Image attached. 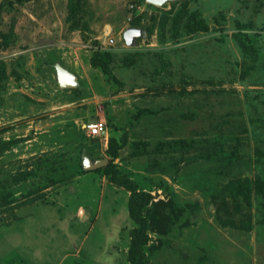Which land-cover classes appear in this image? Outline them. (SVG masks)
<instances>
[{
	"label": "rangeland",
	"instance_id": "rangeland-1",
	"mask_svg": "<svg viewBox=\"0 0 264 264\" xmlns=\"http://www.w3.org/2000/svg\"><path fill=\"white\" fill-rule=\"evenodd\" d=\"M0 264H264V0H0Z\"/></svg>",
	"mask_w": 264,
	"mask_h": 264
},
{
	"label": "water",
	"instance_id": "water-1",
	"mask_svg": "<svg viewBox=\"0 0 264 264\" xmlns=\"http://www.w3.org/2000/svg\"><path fill=\"white\" fill-rule=\"evenodd\" d=\"M148 2L155 4L157 6H165L169 1L172 0H147ZM182 2H185L187 0H181ZM140 36V31L136 29L127 30L124 33V38L127 42V44L131 43V41L134 38H137ZM57 71L59 76V81L62 87L64 88H73L78 86L79 84V77L77 74L66 68L65 66L61 65L60 63L57 64ZM107 162V159H101L98 160L95 165H93L91 168H98L100 166L105 165Z\"/></svg>",
	"mask_w": 264,
	"mask_h": 264
},
{
	"label": "built area",
	"instance_id": "built-area-1",
	"mask_svg": "<svg viewBox=\"0 0 264 264\" xmlns=\"http://www.w3.org/2000/svg\"><path fill=\"white\" fill-rule=\"evenodd\" d=\"M84 127H86L89 135L98 136L105 133L107 129V123L106 121L100 120L92 123H86Z\"/></svg>",
	"mask_w": 264,
	"mask_h": 264
},
{
	"label": "trees",
	"instance_id": "trees-1",
	"mask_svg": "<svg viewBox=\"0 0 264 264\" xmlns=\"http://www.w3.org/2000/svg\"><path fill=\"white\" fill-rule=\"evenodd\" d=\"M133 196L131 200V212L134 215L136 213L135 205H138L139 207L141 204L143 205L147 200H149V195L144 192H137L136 190L133 191ZM139 209V208H138Z\"/></svg>",
	"mask_w": 264,
	"mask_h": 264
}]
</instances>
